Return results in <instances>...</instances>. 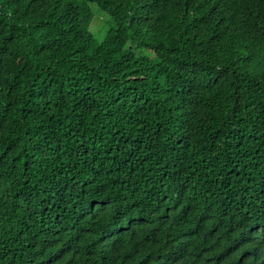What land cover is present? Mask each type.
Wrapping results in <instances>:
<instances>
[{"label": "trees", "instance_id": "16d2710c", "mask_svg": "<svg viewBox=\"0 0 264 264\" xmlns=\"http://www.w3.org/2000/svg\"><path fill=\"white\" fill-rule=\"evenodd\" d=\"M259 188L264 0H0V264H171L159 213L264 244Z\"/></svg>", "mask_w": 264, "mask_h": 264}, {"label": "clouds", "instance_id": "9594fccd", "mask_svg": "<svg viewBox=\"0 0 264 264\" xmlns=\"http://www.w3.org/2000/svg\"><path fill=\"white\" fill-rule=\"evenodd\" d=\"M259 190L264 194L262 188ZM251 208L255 210L254 207ZM245 210L246 208L239 207L234 213L225 215L215 226L210 223L205 227L197 222V229L191 232L188 223L187 228L181 225L172 233L163 228L167 216L158 212L159 214L146 227L145 235H152L153 240H158V242L168 243L160 249L159 253L166 256L171 264H264V244L251 246L248 243L237 241V236L242 230L251 226V222L246 225L237 222V214ZM133 220L132 212H127L124 219L114 216L112 221L114 231L120 233V230L127 228L129 233H137L132 227ZM258 229L264 233V227L260 222ZM197 233L199 237H196ZM59 253L63 254V252ZM67 262L70 263V261ZM85 263L89 262L75 253L72 264Z\"/></svg>", "mask_w": 264, "mask_h": 264}, {"label": "rangeland", "instance_id": "374dc122", "mask_svg": "<svg viewBox=\"0 0 264 264\" xmlns=\"http://www.w3.org/2000/svg\"><path fill=\"white\" fill-rule=\"evenodd\" d=\"M93 23H94V28L90 27L91 32L93 33L95 43L99 42L103 32L105 25L103 24L104 20H108V17L101 16L96 10H93ZM92 23V24H93Z\"/></svg>", "mask_w": 264, "mask_h": 264}]
</instances>
